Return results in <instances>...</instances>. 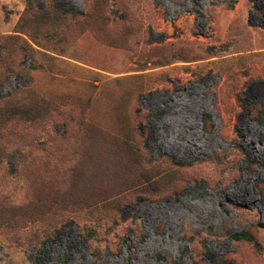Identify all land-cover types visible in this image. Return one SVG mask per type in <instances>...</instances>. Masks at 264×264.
<instances>
[{"label": "rangeland", "instance_id": "obj_1", "mask_svg": "<svg viewBox=\"0 0 264 264\" xmlns=\"http://www.w3.org/2000/svg\"><path fill=\"white\" fill-rule=\"evenodd\" d=\"M0 264H264V0H0Z\"/></svg>", "mask_w": 264, "mask_h": 264}, {"label": "trees", "instance_id": "obj_2", "mask_svg": "<svg viewBox=\"0 0 264 264\" xmlns=\"http://www.w3.org/2000/svg\"><path fill=\"white\" fill-rule=\"evenodd\" d=\"M241 238L246 239L248 241H254L253 237L246 235V234H242L241 236H237V239H241Z\"/></svg>", "mask_w": 264, "mask_h": 264}, {"label": "bare ground", "instance_id": "obj_3", "mask_svg": "<svg viewBox=\"0 0 264 264\" xmlns=\"http://www.w3.org/2000/svg\"><path fill=\"white\" fill-rule=\"evenodd\" d=\"M92 43H93V42H92ZM90 44H91V43H90ZM88 48H89V47H88ZM87 50H88V49H87ZM90 51H91V50H90ZM90 51H89V52H90ZM87 54H88V53H87ZM93 54H94V53H93ZM97 54H98V53H97ZM97 54H96V55H97ZM107 57H110V56H107ZM107 57L105 58V59H106V62H107ZM93 61H94V60H93Z\"/></svg>", "mask_w": 264, "mask_h": 264}]
</instances>
